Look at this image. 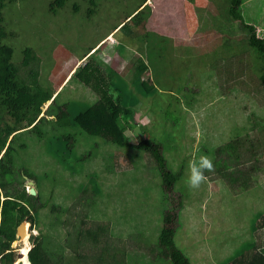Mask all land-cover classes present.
Masks as SVG:
<instances>
[{
    "label": "rangeland",
    "instance_id": "1",
    "mask_svg": "<svg viewBox=\"0 0 264 264\" xmlns=\"http://www.w3.org/2000/svg\"><path fill=\"white\" fill-rule=\"evenodd\" d=\"M53 1L22 0L4 9V26L13 33L5 43L13 48L12 62L18 69L20 79L28 83L30 79L35 80L49 93L58 90L54 96H58L56 107L63 104L79 106L71 110L72 115H75L84 104L89 105L95 96L100 98L101 94L92 92L91 88L78 86L75 79L69 82L70 79L67 80L66 77L81 68L78 62L73 65L75 61L81 60L91 49L96 48L85 58L84 65L89 64V71L96 69L98 73L103 69L106 82L113 81V85L122 90L121 95L123 94L126 99L125 105L129 101L136 106L137 111L140 110L138 116L145 115L141 120L143 127L147 126L145 133L140 127L134 130L126 129L125 134L131 138L132 143L137 144L140 137L146 138L150 132L155 131H159L158 134L169 132L174 134L173 137H177V133L191 132L187 135L191 138L187 139L186 144H192L194 147L200 139L203 140L202 144L209 145L206 137L210 133L218 134L216 140L222 139L224 135L229 139L239 138L244 141L245 144L240 148L241 153L244 152L243 161L231 170H241L250 185L243 182L231 191L228 181L220 179V174L216 173L217 177L212 174L216 184L213 183L210 189L205 190L202 187L200 190L193 189L186 182L190 176V166L186 164L183 177L173 185L174 193L177 196L182 195L181 200L189 198L181 211L185 226L179 230L177 242L179 245L186 243L184 237L190 231L186 223L190 222V225L194 224L192 228L196 227L193 237L201 239L211 237L212 245L215 247V255L212 256L214 264H226L236 256L253 250V241L263 232L256 227L264 226V177L262 178L264 174H260V170L264 169V87L259 80L261 63L255 59L256 52L245 42L246 38L241 39L237 34L243 30L239 22L236 23L237 26L235 24L233 26V21L226 19L225 12L222 17H216V12L210 10L206 12V18L202 16L199 20L200 29L206 35H203L199 45H193L188 41L194 31L196 32L198 22L194 17L191 3L182 0L167 2L150 0L148 7L151 15L142 26L135 29L137 21L128 24L136 35L144 36L139 40L141 36L138 39L128 38L126 36L128 29L123 31L120 29L127 23L125 19L138 10L144 0H96L97 5L93 14L89 13L94 8L91 0H67L65 6L58 8L56 14L50 11ZM76 6L79 7L77 10ZM168 8L174 10L172 16L171 14L167 16ZM184 20H187V24ZM221 20L227 23L221 33L223 37L213 28ZM122 23L123 25L114 30ZM188 28L192 33L190 36L187 34ZM27 48L32 49L36 61L24 67L22 63ZM238 50H242L244 60L231 61V53ZM208 54L212 56L210 59ZM122 59L132 60L134 69H131V65L122 69ZM212 63L217 64L216 69ZM113 70L114 74H111ZM49 104L50 102H47L42 107V115ZM4 120L6 123L13 122L9 116H5ZM54 125L57 128L49 136V140L56 141L54 144L47 140L35 143L37 132L23 130L18 132L13 145L15 158L18 160L16 169L34 177L26 179L25 189L30 192L33 187L37 191L39 189L37 183L42 177L45 179L41 189L43 190L41 203L45 206L41 208L40 221L36 226L26 221L29 237L25 242L18 239L13 243L17 257L15 264L27 262V258L23 261V254L27 256L33 247L30 238L39 233L50 237L51 250L62 248L63 253H70L76 257L74 261L77 264L99 262L95 257L99 253L98 247L91 240L75 241L76 236L71 232L74 222L78 220L72 219L73 214L86 208L84 200L80 199L84 197V185L85 187L87 185V190L90 191H87L88 194L96 196L94 208L97 215L96 219L88 220L90 224L85 220L80 226L87 230L91 225H106V229H111L113 236H119V233L130 235L134 232V239L122 238V249L127 253L129 262L137 255L139 262H143L144 255L145 257L151 255L148 250L150 248L142 246L146 245V241L148 244H154L156 229L162 226L161 216L157 215L155 218L147 211V205H144L145 201L150 200L149 204L153 206L154 200L160 199L154 186L155 181H152L155 179L150 176L157 174V170L147 167L146 170L141 167L140 162L135 165L134 162L139 161L143 154H139L138 158L135 156L129 159L127 155H131V151L123 152L117 147L102 144L97 138L92 137L91 140L81 134L77 135V142L69 153L60 145V142L64 141L66 131L57 124ZM41 130L47 131L49 126L43 122L39 128V131ZM200 132L202 135L198 136ZM180 139V143H183V138ZM46 142L51 152L57 151L62 160L76 161L80 155H85L87 158L81 163L84 173L72 176L70 172L56 164L45 149ZM23 143L28 145L25 150ZM212 147H216L215 142H212ZM194 151L188 152L192 154L193 164L196 153ZM110 152L114 153V161L112 160L116 163L114 172L102 168L105 161L103 158L108 157L107 154ZM144 160H147V164L148 161H154L149 154H146ZM180 161L179 154L174 155L171 162V166L175 167L174 171H179ZM148 165L153 167L154 163ZM88 174H97L98 181H91L90 178L91 185L88 186ZM136 178L141 182L132 186L137 189L144 187V192H138L127 183L128 180L134 182ZM29 181L34 183L30 185ZM23 187L18 183V191ZM208 190L211 200L206 196ZM164 197L166 198V195L162 194L161 201ZM212 197L226 198V202L212 204ZM54 204L63 208L69 206L70 210L60 214L58 218L56 211H52ZM81 205L83 208H80ZM249 207L258 209L253 213L249 211ZM198 211L202 213L195 215ZM210 211L212 216L209 215V218L206 212ZM110 215L117 224L122 223L123 228H117L114 221L112 224ZM192 215L195 216L190 219ZM126 221H129L130 228L124 227ZM68 232L71 238H66ZM27 234L23 236L27 237ZM71 242L77 249L72 248L70 252L68 244ZM183 250L188 257L193 258L189 257L192 262L201 253L193 252L189 247ZM74 261L72 260L73 264Z\"/></svg>",
    "mask_w": 264,
    "mask_h": 264
},
{
    "label": "trees",
    "instance_id": "2",
    "mask_svg": "<svg viewBox=\"0 0 264 264\" xmlns=\"http://www.w3.org/2000/svg\"><path fill=\"white\" fill-rule=\"evenodd\" d=\"M19 1L22 0H0V264H15L17 262L13 243L18 241V227L26 221L31 223L32 226H36V223H39L40 221L41 208L43 209L45 206L41 203V191H43L41 189L43 188L42 186L45 179L42 177L40 182L37 183L39 188L37 189V194L31 195L25 189L24 184L26 178L34 179V177L28 175L25 171L17 170L15 167L18 163L14 154L15 149L13 145L15 139L20 131H36L37 140H35V143H42V141L44 142L47 140L54 144L56 141L49 140V136L57 128L54 124H57L58 127H61L66 131V134H64V141H61L60 145L63 150H66L69 153L71 152V149L74 148V143L77 142V135L81 134L89 137L91 140L93 139L92 137L97 138L102 144L117 147V149H121L123 152H126V150L131 151V155H127L129 159H133L135 156L138 158L139 154H143L141 158L139 157V161L137 160L134 162L135 165L140 162L142 168L146 170L153 168L158 172L157 174L150 176L155 179L152 181H155L154 186L158 190L160 199H155V205L153 206H150V200L145 201L144 205H147V211L153 214L155 218L157 215L161 216L162 226L156 229L157 234L154 244H148V241H146V245L142 246V248H150L148 250L151 255L150 257H145L143 254V262H139V255H135L136 257L129 262L126 255L127 253L122 249V238L134 239V232L130 233V235H128V233H119V236H113L111 229H106V225H91L87 230H85L84 226H80L85 220L89 222L88 220L90 219H96L97 215L96 208H94L96 206V196L95 194H88L87 191L89 190H87V185L86 187L84 185V197H81L80 199L84 200V206L86 208H83L81 205L80 208H83V211L73 214L72 219L78 220L74 222V228L71 232L77 237H74L75 241L80 242V240L85 241V239L91 240V242L98 247L97 250L99 253L95 256L96 259L99 260L97 264H102L100 261L104 262V264H110V262L112 264H131L132 262L135 264L138 262V264H154L155 262L160 264H193L190 259L191 257L189 256V258L183 250V248L187 247L193 252L201 251L199 257L203 256L205 260L206 252L212 251V256H214L215 247L212 245L211 237L210 239H208V237L206 239H201L200 237H193L190 235L195 231L196 227L188 232L189 236L185 235L184 237V240L189 242L188 244L185 243L179 245L177 242L179 230L185 226L181 211L184 208L186 200L189 198L181 200L182 195L177 196L174 193L173 185H175L177 180H180L183 177V171L186 164L189 166L193 164L192 162H194V159L192 160V154L188 153L192 152V150H195L194 152H196H193L195 164H198L201 156H207L213 163L212 170H203V176L205 179L201 182L198 190L201 189L200 187L205 188V190H207V188L209 189L212 183L208 184L207 187V182H209L207 176L212 174L215 175L216 173L220 174V176L218 175L220 179L223 178L228 181L231 191L243 182L248 183L247 178H244L241 170H231L235 166H239L241 161H243L244 152L241 153L242 151L240 148L245 144L244 141L239 138L229 139L228 141H222L221 145L216 144V147L213 148L210 145L212 142L211 139L207 137L208 142L210 143L209 145L207 143L202 144L203 140L200 139L194 147L192 144H186V142L188 143L187 139L191 138V136L187 135L191 132L177 133V137H173L174 134L172 133L164 132V134H158L159 131H155L150 132L146 138L143 136L140 137V141L137 144L134 142L132 143L131 138L125 134L126 129L132 128L134 130L136 127H140L143 128V133H145V127L147 126L145 125L143 127L141 123V120L145 115L138 116L139 112L137 111L136 106L132 105L131 102L128 101V104L125 105L126 99L123 94L121 95L122 90L120 91L118 86H114L113 81L110 83L106 82V75L103 69L102 72L99 73L96 69L89 71V64L87 63L84 66L81 65V68L70 77L69 82L75 79L78 86H83L89 89L91 88L90 90L92 92L101 94V97L98 98V96H95V99L89 102V105L84 104L75 115H72L71 110H74L79 106L63 104L62 106L60 105L56 107V104H58L56 102L58 96L53 98L55 93L44 91L35 80L30 79V83H28L27 81L20 79L18 69L12 62L14 53L13 48L5 43L6 39L13 36V33H10V31L4 26V9L8 5ZM66 1L67 0H54L50 5V11L56 14L58 8L65 6ZM146 1L147 0H144L139 6V9L129 16L130 20L127 21V23L124 25L122 24L123 26L120 30L123 31L128 29L126 34L128 38L134 37L135 39H138L141 36L136 35L134 30L130 29L128 24L137 21L134 26L136 29L137 27H141L142 23L151 15V10L146 4ZM242 2L243 0H229V2H227V0H224V2L221 0L218 7L222 13H226V19H232L233 26L234 20H238L241 22V28L248 31V45L256 52V61L261 63L259 80L264 87V37L260 38L258 36L254 26L245 25L240 9ZM96 3V0H91V5L94 8L89 11L90 14L95 12ZM78 8L79 7L76 6L75 10ZM117 29L118 26L114 28V30ZM143 37L144 36L142 35L139 40ZM94 49L95 48L90 51H93ZM24 55L25 57L22 63L24 67H28L32 61H36L31 48L25 49ZM243 56L245 57L242 50H238L234 53L232 52L230 58L231 61H243ZM123 60L124 59H122V61ZM228 61H230V59ZM111 74H114V70ZM115 75H117V72ZM108 86L109 88H107ZM138 94L143 95L142 93ZM48 101L51 103L44 112L45 114L42 115V107ZM5 116L12 118L13 122L6 123L4 120ZM43 122L49 126V130L39 131L41 123ZM201 135L202 133L200 132L198 136ZM179 136L183 138V143H180L181 139ZM192 137H194L193 134ZM175 140L178 142L176 143ZM45 145V149L49 156H51L52 159L54 158L53 160L56 164L61 166L65 171L70 172L72 176L84 173L81 169V163L87 158L85 155H80V158L76 161L71 159L62 160L57 154V151L53 150L51 152L50 146L47 142ZM26 146H28L27 143H23L24 150ZM146 154H149L155 161H152L154 163L153 167L148 165L152 162L148 161L147 164L149 156L146 161L144 160ZM176 154H179V158L181 159L179 163V171H174L173 168L175 167L171 166L173 157ZM107 155L109 156L106 157L104 154L105 157L103 159L105 161L103 160L104 164H102V168L108 172H114V169H116V163L113 162L114 153L110 152ZM254 169L257 168L254 167ZM87 176L89 181L88 186L91 185V181H98L97 174H88ZM56 182L57 180L55 181V184ZM140 182V179L137 178L134 179V182L127 181V183L133 188H135L134 184H139ZM18 183H21L22 187L24 186L21 191H18L17 189ZM132 184L134 186H132ZM182 188L184 189V187ZM135 189L140 193L144 192V187H142V189ZM202 191L205 192L204 190ZM185 192L187 191H183V193ZM162 194H164V196L166 195V198L164 197L163 201H161ZM52 206V211H56L58 218L60 217V214L62 215L70 210L69 206L67 208L61 206L58 207L56 204ZM110 219L112 224L115 223L117 228H123L121 227L122 223L117 224L111 215ZM126 219H128V217ZM27 224L28 223L22 227V229L26 228L28 232L27 237L22 236L21 241L24 242L25 239L29 237ZM88 224H90V222ZM124 227L130 228L129 221H126ZM263 227L264 226H258L256 228L263 230ZM66 238H71L69 237V232L66 235ZM30 239L32 240L33 247L27 253L26 264H73L72 260L74 261L76 258L70 253H63L64 251L62 248L51 250L49 248L51 239L47 235L39 233L38 235H33ZM258 242L264 243V230L252 243L254 245L253 249H257V252L255 251L256 253H254L255 255L249 258L246 254H242L241 256H236L226 264H264V245L257 247L256 243ZM131 243L135 245L134 242ZM72 248L77 249V247L71 242L68 244L70 252ZM136 248L139 249V247ZM69 256H72V258H69ZM148 260L150 263H148ZM214 263L215 262H211L210 264ZM74 264L77 263L74 261Z\"/></svg>",
    "mask_w": 264,
    "mask_h": 264
},
{
    "label": "crops",
    "instance_id": "3",
    "mask_svg": "<svg viewBox=\"0 0 264 264\" xmlns=\"http://www.w3.org/2000/svg\"><path fill=\"white\" fill-rule=\"evenodd\" d=\"M164 2H167L168 0H163ZM182 1H185V3L186 2H188V3H191V6H192V8H193V13H194V17L196 18V20H197V22H198V25H197V27H196V32L194 31V34H192L191 32H190V28H188V31H187V34H188V36H190V34H192V36H191V39L188 41L189 43H191V44H193V45H199V41H201L202 39H203V35L205 34V32H203L202 31V29H200L201 28V23L199 22V20L202 18V16L203 17H207L206 16V12H209L210 10L212 11V12H216V14H215V16L216 17H222V15H223V13L220 11V9H219V7H218V5H219V3L221 2V0H182ZM217 2V3H216ZM223 2H224V0H223ZM146 3H147V1H146ZM148 4H150V0H148V3H147V5ZM210 4H211V6H210ZM194 5H197V7L196 6H194ZM200 5H203V6H200ZM240 9H241V15H242V18H243V21L245 22V25H252V26H254V28H255V30L257 31V34H258V36L260 37V38H263L264 37V0H243V2H242V4H241V7H240ZM182 12L184 13V11L182 10ZM175 12H174V10L173 9H171V8H168L167 9V11H166V14H167V16H170V14H171V16L174 14ZM186 18H187V16H186ZM128 19H130L129 18V16L125 19V22H127L128 21ZM227 20H230V21H232V19H229V18H227ZM185 21V24H187V20H184ZM237 22H239V24H240V28H241V22L240 21H238V20H234V24L236 25V23ZM124 23V22H123ZM122 23V24H123ZM122 24H120V25H118V28L122 25ZM227 26V23L225 22V21H223V20H221L220 22H218L217 24H216V26H214L213 28L214 29H216V30H218V32H216L218 35H220L221 37H223L222 36V34L221 33H223L222 31L224 30V28ZM237 26V25H236ZM182 26L180 25V27L179 28H181ZM238 33V36H240L241 37V39H244V38H246V43L248 44V36H249V34H248V31L247 30H241L240 32H237ZM184 34V33H183ZM206 35V34H205ZM177 38H179V37H176V39ZM198 38V39H197ZM235 38H237V37H235ZM174 40V39H173ZM176 41V40H175ZM182 40H180V42H181ZM197 41V42H196ZM188 42H186V43H188ZM96 49V48H95ZM94 49V50H95ZM93 50V51H94ZM89 54H91V51L86 55V56H84L81 60H78V61H75L74 63H73V65L75 64V63H80V65L79 66H84V60H85V58H87L88 56H89ZM212 54V53H211ZM211 54H208V56H210L209 57V59L212 57L211 56ZM82 63V64H81ZM119 63V62H118ZM121 64H122V66H121V68L122 69H124V68H129V65H131V69H134V67H133V62H132V60H128V59H124L122 62H121ZM72 65V66H73ZM76 66V65H75ZM79 66H77V67H79ZM212 66L213 67H215L214 69H216V67H217V64L216 63H212ZM133 67V68H132ZM73 68V67H72ZM216 72V71H215ZM69 73V72H68ZM72 74H69L67 77H66V79L69 77V76H71ZM52 93H58V90L57 91H55V90H53V92ZM138 112H140V110H138ZM210 134H212V135H210ZM210 134H208V136L207 137H209V139H211V141L212 142H215L217 145H221V143H222V141L224 142V141H228L229 140V137H227V136H224L223 135V137H222V139H220V140H216V138H217V136H218V134H216V133H210ZM206 137V138H207ZM212 142H211V146H212ZM262 159H263V157H262ZM260 174H264V169L262 168V170H260ZM208 177V180H209V182H208V184H216V182L212 179V175H209V176H207ZM264 177V175H262V178ZM248 182V181H247ZM206 183V182H205ZM263 183H264V181H263ZM211 184V185H212ZM210 185V187H212ZM248 185H250V183H248ZM255 185V184H254ZM210 187H209V189H210ZM205 193V192H204ZM206 196H207V199H209V200H211V197H210V194H209V190H208V193L206 192ZM223 200V201H222ZM217 203V204H223V203H225L226 202V198H222V199H218V197H212V204L213 203ZM258 209V207H256V208H250L249 207V211L250 212H253V213H255V211ZM215 213H216V211L215 210H213ZM199 213H202L201 211H198L195 215H199ZM206 213H208V216L209 215H211L212 216V211H210V212H206ZM251 214V213H250ZM195 215H192V216H190L189 218L190 219H192ZM209 218H210V216H209ZM209 224V223H208ZM194 224H192V225H190V222H187L186 223V226L189 228V230L191 231V229H192V226H193ZM209 227L211 228V226L209 225ZM194 228V227H193ZM263 230H264V227H263ZM212 232V231H211ZM189 233H186L185 235H188ZM211 235H212V233H210ZM190 235H192V236H194V233H191ZM189 236V235H188ZM189 242H186V244H188ZM260 245H264V243H260V242H258L257 243V247H259ZM257 249L255 248V249H253V250H251V251H249V252H247L246 253V255H247V257H252L253 255H255L254 253H256L257 251H256ZM256 251V252H255ZM260 251V250H259ZM205 255H206V260H205V258L203 257V256H201V257H199V258H197L194 262H192L193 264H210L211 262H212V251H209V252H206L205 253ZM191 259H193L192 257H191ZM26 264V263H25Z\"/></svg>",
    "mask_w": 264,
    "mask_h": 264
},
{
    "label": "clouds",
    "instance_id": "4",
    "mask_svg": "<svg viewBox=\"0 0 264 264\" xmlns=\"http://www.w3.org/2000/svg\"><path fill=\"white\" fill-rule=\"evenodd\" d=\"M72 71H74V69ZM76 71H74V72H76ZM71 76H69L67 78V80H69ZM55 95H56V93H55ZM53 98H55V97H53ZM48 102H50V101H48ZM212 168H213L212 160L210 158H208L207 156H201L198 164L190 165V176H189L188 180L186 181L188 183L189 187L193 188V189L198 188L200 186L201 182L205 179L203 176V170L204 169L212 170Z\"/></svg>",
    "mask_w": 264,
    "mask_h": 264
},
{
    "label": "water",
    "instance_id": "5",
    "mask_svg": "<svg viewBox=\"0 0 264 264\" xmlns=\"http://www.w3.org/2000/svg\"><path fill=\"white\" fill-rule=\"evenodd\" d=\"M27 179V178H26ZM34 182L33 181H29V184L30 185H32ZM31 195H36L37 194V191L32 187L31 189H30V192H29ZM26 224V222H23L19 227H18V230H17V237H18V239L19 240H21L22 239V236H23V234H22V232H21V229H22V227L24 226Z\"/></svg>",
    "mask_w": 264,
    "mask_h": 264
},
{
    "label": "bare ground",
    "instance_id": "6",
    "mask_svg": "<svg viewBox=\"0 0 264 264\" xmlns=\"http://www.w3.org/2000/svg\"><path fill=\"white\" fill-rule=\"evenodd\" d=\"M21 231L23 234H25V235L27 234V230L25 228L21 229ZM25 260H26V256H23V261H25Z\"/></svg>",
    "mask_w": 264,
    "mask_h": 264
}]
</instances>
